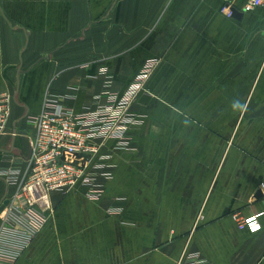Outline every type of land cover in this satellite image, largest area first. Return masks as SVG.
I'll return each mask as SVG.
<instances>
[{"label": "crops", "instance_id": "crops-1", "mask_svg": "<svg viewBox=\"0 0 264 264\" xmlns=\"http://www.w3.org/2000/svg\"><path fill=\"white\" fill-rule=\"evenodd\" d=\"M224 0H0V204L23 172L47 92L74 111L122 93L149 61L131 105L129 147L109 140L100 198L53 191L55 211L13 262L264 264V4L234 17ZM18 168L20 170H18ZM1 222V214H0Z\"/></svg>", "mask_w": 264, "mask_h": 264}, {"label": "built area", "instance_id": "built-area-1", "mask_svg": "<svg viewBox=\"0 0 264 264\" xmlns=\"http://www.w3.org/2000/svg\"><path fill=\"white\" fill-rule=\"evenodd\" d=\"M262 4L264 0H246L239 10L247 12ZM236 11L233 0H224L223 14L234 17ZM154 65L149 61L122 93L108 91L103 101L96 96L95 106L82 111L66 107L47 92L41 112L33 119L36 129L30 137L24 171L16 176L19 181L15 192L2 202L0 260L13 263L53 215V191L66 193L83 184L88 186L90 198L101 197L104 182L100 177L110 178L112 174L100 171L110 157L104 148L109 140H114L118 148L129 147V131L140 124L131 105ZM8 112L6 94L0 91V132ZM259 188L264 199V178ZM262 216L264 210L249 215L235 213L238 227L251 232L263 227ZM177 264L210 262L198 251L188 250Z\"/></svg>", "mask_w": 264, "mask_h": 264}, {"label": "water", "instance_id": "water-1", "mask_svg": "<svg viewBox=\"0 0 264 264\" xmlns=\"http://www.w3.org/2000/svg\"><path fill=\"white\" fill-rule=\"evenodd\" d=\"M256 197H257V198H259V197H263V193H262L261 189H259V190L257 191V193H256ZM5 202H6V200L3 201V203H5ZM3 203L0 204V210H1L2 207H3Z\"/></svg>", "mask_w": 264, "mask_h": 264}, {"label": "clouds", "instance_id": "clouds-1", "mask_svg": "<svg viewBox=\"0 0 264 264\" xmlns=\"http://www.w3.org/2000/svg\"><path fill=\"white\" fill-rule=\"evenodd\" d=\"M227 10V9H226Z\"/></svg>", "mask_w": 264, "mask_h": 264}]
</instances>
